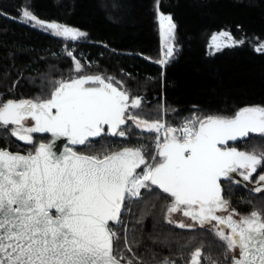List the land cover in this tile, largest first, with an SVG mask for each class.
<instances>
[{
  "label": "snow or ice",
  "instance_id": "6c2138e0",
  "mask_svg": "<svg viewBox=\"0 0 264 264\" xmlns=\"http://www.w3.org/2000/svg\"><path fill=\"white\" fill-rule=\"evenodd\" d=\"M22 16L58 36L75 40L85 35L38 20L28 10ZM159 20L162 50L166 48L159 63L164 65L174 55L176 25L171 16L160 15ZM221 37L232 40L227 32L212 40ZM210 47L219 50L218 43ZM256 51H264V44ZM75 70H82L78 61ZM112 79L95 75L56 81L48 99L0 104V128L13 126L11 135L18 140L33 144V133L53 137L27 155L0 148V264H121L124 257L115 247L119 236L113 226L122 225L129 202L141 200V190L151 193L153 186L171 198L168 223L192 228L172 219L173 213H182L201 228L211 226L225 246L228 264H264V215L252 211L234 218L239 214L230 210L220 183L221 178L231 181L232 173L252 182L264 167V153L239 151L229 144L250 136L264 139V107H245L232 117L193 116L176 128L134 115L130 109H139L142 98H131ZM129 120L143 132L156 133L153 155L146 156L143 146L119 151L105 146L87 154L103 138H126L129 129L123 126ZM60 138L82 147H65L57 154ZM255 183L264 184V174ZM202 261V249L197 248L189 264ZM163 264L175 261L165 259Z\"/></svg>",
  "mask_w": 264,
  "mask_h": 264
},
{
  "label": "trees",
  "instance_id": "16d2710c",
  "mask_svg": "<svg viewBox=\"0 0 264 264\" xmlns=\"http://www.w3.org/2000/svg\"><path fill=\"white\" fill-rule=\"evenodd\" d=\"M24 10L85 35H55L25 22ZM160 15L176 25L174 55L164 65ZM221 32L232 40L213 42ZM219 41V50L210 47ZM261 44L264 0H0V104L46 99L56 81L100 75L113 78L131 98H142L139 109H130L141 119L180 126L193 116L232 117L245 107H264V51H256ZM125 128L126 138H103L91 154L105 146H143L146 156L154 154L156 133L141 131L131 120ZM142 194L132 205L128 242L143 264H188L197 248L210 264H228L215 235L169 224L164 211L170 200L154 188Z\"/></svg>",
  "mask_w": 264,
  "mask_h": 264
},
{
  "label": "flooded vegetation",
  "instance_id": "af4514ba",
  "mask_svg": "<svg viewBox=\"0 0 264 264\" xmlns=\"http://www.w3.org/2000/svg\"><path fill=\"white\" fill-rule=\"evenodd\" d=\"M50 96H51V93L48 96V98H50ZM7 101L3 103H6ZM25 123L27 125H31L33 122L26 121ZM12 127L13 126H9L7 129L0 128V148L7 150L11 153H19L21 155H27L30 151H33L34 147L38 146L39 143H50V141L52 140V136L49 134L39 135V134L33 133L32 135H33L34 143L26 144L23 141H20L16 137L11 135ZM106 138L120 139V137H116V138L106 137ZM122 139L124 138L122 137L120 140ZM229 144L230 146L236 147L240 151L255 152L257 155H260L261 152H259L256 149L264 148V139H261L258 136H255V137L250 136L249 138L238 140L236 142H229ZM67 147H74V146H67ZM81 147H74V148H76V150H80ZM94 147L95 146L93 145L92 149ZM86 151H87V154H91V150H86ZM235 174L238 176L237 181H234V180L229 181L223 178H221V181H220L221 186H222V195L226 200L229 201L230 210H235V212L239 214V216H236L234 218L239 219L240 216H248L252 211H257L261 213L262 215H264V191H261V192L254 191V189L257 186L264 187V184L257 185V183H255L258 175L264 174V167L257 169V173L253 174L252 182L244 181L242 176H240L238 173H235ZM156 190L160 194L168 198L170 200L169 203H171L170 197L160 192L159 189H156ZM166 213H167V209L165 212V217H166ZM218 214H221V213H218ZM172 219L176 221H182L185 224H193L192 228H188L189 230H201V231L215 235L210 225H206L205 227L201 228L198 224H194V222L191 221L189 218L184 217L182 213H173ZM225 231L227 232L229 230L225 229ZM217 240L223 247V251L225 255V246L223 242L220 241L218 238ZM203 255H204V251L202 250V256ZM202 264H203V261H202Z\"/></svg>",
  "mask_w": 264,
  "mask_h": 264
},
{
  "label": "rangeland",
  "instance_id": "374dc122",
  "mask_svg": "<svg viewBox=\"0 0 264 264\" xmlns=\"http://www.w3.org/2000/svg\"><path fill=\"white\" fill-rule=\"evenodd\" d=\"M161 30V28H160ZM161 33V32H160ZM218 44H222V42H218ZM72 50V49H71ZM70 51V50H69ZM72 52V51H71ZM79 61V60H78ZM74 79V78H73ZM71 80V79H70ZM192 117H189V118H186L185 120L187 119H191ZM184 120V121H185ZM184 121L181 123V125L184 123ZM167 125V124H166ZM180 125V126H181ZM168 126H172V125H168ZM180 126H172V127H176V128H179ZM156 137V136H155ZM155 144H156V140L154 139L153 141V144L152 146L155 148ZM125 148V147H124ZM155 152V151H154ZM143 190V189H142ZM141 190V191H142ZM136 199H133L132 201L129 202L128 204V208L126 209V211L124 212L123 216H122V220H123V224L122 225H117L115 227L114 230L117 231V234L119 236V239L117 240V243H115V247L117 249V251L119 253H122L123 254V257L124 259L127 258V261L129 259L133 260L134 262L138 263V264H143V260L140 259L135 253L134 251L131 249V251H128L130 247L129 245V242H128V234L130 232V216H131V213H132V205L135 203ZM170 204V203H169ZM169 206V205H168ZM168 208V207H167ZM166 212V210L164 211V213ZM164 219L167 221L166 217H164ZM168 222V221H167ZM170 224V223H169ZM175 227L176 224H171ZM179 228V227H178ZM181 229H184V230H189L188 228H181ZM193 253V252H192ZM191 253V255H192ZM123 259V260H124ZM191 260V258H190ZM127 264V262L125 263ZM163 264V262L161 263ZM203 264H210L209 261H208V258L205 256H203ZM221 264V263H219Z\"/></svg>",
  "mask_w": 264,
  "mask_h": 264
},
{
  "label": "water",
  "instance_id": "95a60500",
  "mask_svg": "<svg viewBox=\"0 0 264 264\" xmlns=\"http://www.w3.org/2000/svg\"><path fill=\"white\" fill-rule=\"evenodd\" d=\"M83 76H93V75H83ZM76 78H78V77H76ZM67 81H70V80H67ZM115 86V85H114ZM129 122V121H128ZM128 122H127V124L126 125H124L123 127H125V126H127L128 125ZM36 134H39V135H44V134H49V135H51L50 133H36ZM111 138H116V137H111ZM122 137H120V139H121ZM97 139H99V138H97ZM52 140H53V137H52ZM51 140V141H52ZM50 141V142H51ZM67 146H72V145H69L68 143H67V140H66V138H60L59 140H57L56 141V145H55V148H54V151H57V154H59L60 152H62L63 151V149L65 148V147H67ZM74 147H81V146H74ZM130 148H136V147H130ZM123 149V148H122ZM121 150V149H120ZM238 150V149H237ZM119 151V150H118ZM240 151V150H239ZM246 152V151H245ZM138 172L140 171L139 169L137 170ZM232 175V177H233V179L232 180H234V181H237L238 180V176L235 174V173H232L231 174ZM224 179V178H223ZM225 180H228V179H225ZM153 188L154 189H156L155 188V186H153ZM167 195V194H166ZM123 216V215H122ZM115 226H117V225H114L113 227H115ZM121 264H125V263H123V262H121ZM189 264V263H188Z\"/></svg>",
  "mask_w": 264,
  "mask_h": 264
},
{
  "label": "built area",
  "instance_id": "2783aa9c",
  "mask_svg": "<svg viewBox=\"0 0 264 264\" xmlns=\"http://www.w3.org/2000/svg\"><path fill=\"white\" fill-rule=\"evenodd\" d=\"M72 50H73V48H72Z\"/></svg>",
  "mask_w": 264,
  "mask_h": 264
}]
</instances>
